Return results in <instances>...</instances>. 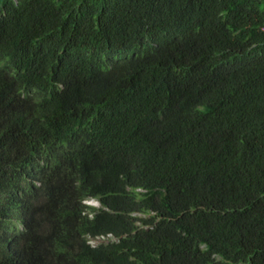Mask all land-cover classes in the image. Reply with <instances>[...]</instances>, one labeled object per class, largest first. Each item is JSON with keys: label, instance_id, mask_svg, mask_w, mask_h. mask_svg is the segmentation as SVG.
Returning a JSON list of instances; mask_svg holds the SVG:
<instances>
[{"label": "trees", "instance_id": "trees-1", "mask_svg": "<svg viewBox=\"0 0 264 264\" xmlns=\"http://www.w3.org/2000/svg\"><path fill=\"white\" fill-rule=\"evenodd\" d=\"M0 264H264V0H0Z\"/></svg>", "mask_w": 264, "mask_h": 264}, {"label": "rangeland", "instance_id": "rangeland-1", "mask_svg": "<svg viewBox=\"0 0 264 264\" xmlns=\"http://www.w3.org/2000/svg\"><path fill=\"white\" fill-rule=\"evenodd\" d=\"M94 204H95V203H94ZM95 205H97V206H98L99 204H95Z\"/></svg>", "mask_w": 264, "mask_h": 264}]
</instances>
